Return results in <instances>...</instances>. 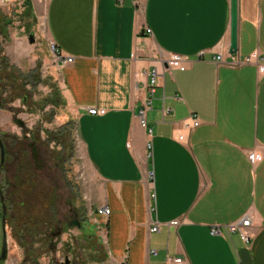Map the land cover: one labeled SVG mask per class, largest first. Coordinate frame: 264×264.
<instances>
[{"label": "crops", "instance_id": "obj_1", "mask_svg": "<svg viewBox=\"0 0 264 264\" xmlns=\"http://www.w3.org/2000/svg\"><path fill=\"white\" fill-rule=\"evenodd\" d=\"M24 4L23 19L45 17L46 39L74 57L60 66V90L108 261L264 264V0H239L236 56L253 59L239 66L227 63L231 0ZM172 54L188 58L185 70L169 65ZM153 70L158 84L144 127L139 113ZM2 206L0 191V214ZM248 214L249 242L212 234Z\"/></svg>", "mask_w": 264, "mask_h": 264}, {"label": "rangeland", "instance_id": "obj_2", "mask_svg": "<svg viewBox=\"0 0 264 264\" xmlns=\"http://www.w3.org/2000/svg\"><path fill=\"white\" fill-rule=\"evenodd\" d=\"M24 5L0 0V25L4 20L9 34L5 42L0 38V136L6 153L2 165L0 150V183L8 236L3 264H63L67 258L70 264H111L105 235L92 220L95 209L85 199L87 171L77 157L76 129L56 94L62 68L46 39V18L23 19ZM69 122L66 138L57 137ZM2 246L0 218V256Z\"/></svg>", "mask_w": 264, "mask_h": 264}, {"label": "built area", "instance_id": "obj_3", "mask_svg": "<svg viewBox=\"0 0 264 264\" xmlns=\"http://www.w3.org/2000/svg\"><path fill=\"white\" fill-rule=\"evenodd\" d=\"M121 1V0H120ZM148 33L151 34L152 31L151 29H148ZM51 51L54 54V57H56V59L58 60L59 64L61 67H66L69 64L74 62V57L70 56V55H63L58 46L56 45V43L51 42ZM205 51L201 52L198 54V58L202 59L204 57ZM216 61L221 63L224 62V54L221 51L217 52V55L215 57ZM188 61L187 57H184L182 55H178V54H172L170 56V58L168 59V63L170 66L173 67H178L181 70H185L186 69V63ZM253 59L251 57H247L244 59H241L240 57H237L236 54H230V61L227 62L229 65L231 66H239L245 63H252ZM158 84V72L157 70H153L151 72V76H150V82L147 85H144L145 87H147L149 93H150V97H148L146 100L143 101V106L140 109V113H139V118H140V122L141 125L144 127H147V121H146V112L148 109L151 108V104H152V97L155 93L156 90V86ZM140 83L138 84L137 88H140ZM88 112L90 114H98L99 111L97 108L95 107H89ZM190 120H191V126L196 128L198 126L201 125V120L199 119V117L196 114H191L190 116ZM152 132V130H150V133ZM148 149H149V156H152L153 152V144L152 142L148 143ZM154 177L153 172H150V178L152 179ZM98 213L101 215H106L108 216L110 214V209L108 207H101L98 209ZM252 225V218L251 216L248 214L245 217H243L240 221L236 222V223H232L229 225H215L212 227L211 232L214 235H223V233L226 231L229 234L232 233H239L243 240L245 242H249L252 238V235L249 234V232L247 231ZM161 227L160 223H155V225L152 227V231H159ZM169 261L172 262H176L179 263L181 260L178 258L175 259H169Z\"/></svg>", "mask_w": 264, "mask_h": 264}, {"label": "water", "instance_id": "obj_4", "mask_svg": "<svg viewBox=\"0 0 264 264\" xmlns=\"http://www.w3.org/2000/svg\"><path fill=\"white\" fill-rule=\"evenodd\" d=\"M238 27H239V0H231V37H230V48L229 52L231 54H237L239 51V42H238ZM31 42H34L33 36H31ZM16 122L21 125L22 127L25 126V123L17 119ZM30 146L32 147V153L33 158L36 162H39V152L36 148L35 143H31ZM0 150H1V164L3 165L5 162V146L3 144L2 138L0 136ZM1 191V188H0ZM3 198V196H2ZM3 246H2V253H1V261H4L7 258L8 254V236L6 231V213H7V207L5 204H3ZM77 225L78 227L81 226L79 222L72 223L71 225ZM63 264H70L69 258L66 259V261Z\"/></svg>", "mask_w": 264, "mask_h": 264}, {"label": "trees", "instance_id": "obj_5", "mask_svg": "<svg viewBox=\"0 0 264 264\" xmlns=\"http://www.w3.org/2000/svg\"><path fill=\"white\" fill-rule=\"evenodd\" d=\"M2 25V26H1ZM0 26V38H2L3 39V42H5V41H7L8 40V37H9V34H8V31H7V27H8V24L3 20V24H1ZM3 42L2 43H0V53H3L4 52V46H3ZM5 59H6V57H5ZM57 92L58 93H56L57 94V97H59V99H60V102H61V104H63L64 105V102H63V99H62V95H61V92H60V90L58 91V89H57ZM59 94V95H58ZM48 103V101H46L45 102V104H47ZM72 123V122H71ZM70 122L69 123H67V124H65V125H63L61 128H59L58 129V134H57V137H61V138H66V134H67V132L70 130L71 131V129L72 128H70V125H72ZM68 124H70V125H68ZM70 128V129H69ZM59 139V138H58ZM50 142V141H49ZM65 145H66V143H65ZM0 188H1V191H2V187H1V183H0ZM2 193H1V199H2V204H6L5 203V200H4V198H2ZM0 216L1 217H3V211H2V213L0 214ZM6 220H7V214H6Z\"/></svg>", "mask_w": 264, "mask_h": 264}, {"label": "flooded vegetation", "instance_id": "obj_6", "mask_svg": "<svg viewBox=\"0 0 264 264\" xmlns=\"http://www.w3.org/2000/svg\"><path fill=\"white\" fill-rule=\"evenodd\" d=\"M72 223H77L76 221H73Z\"/></svg>", "mask_w": 264, "mask_h": 264}]
</instances>
